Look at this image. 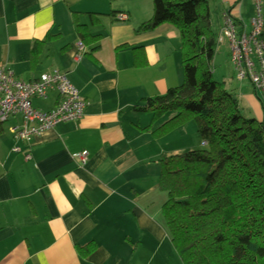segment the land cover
<instances>
[{"label": "crops", "instance_id": "crops-1", "mask_svg": "<svg viewBox=\"0 0 264 264\" xmlns=\"http://www.w3.org/2000/svg\"><path fill=\"white\" fill-rule=\"evenodd\" d=\"M219 1L221 14L232 8L248 28L243 0ZM152 12V0H0V64L24 80L57 69L85 102L79 119L33 138L29 159L26 143L9 129L19 119L0 126V264H162L175 253L178 258L162 216L167 196L158 185L160 159L199 143L190 121L159 138L151 130L161 118L142 129L151 124V114L140 108L145 99L183 80L179 30L167 22L138 29ZM82 24L100 35L83 50L77 46ZM49 34L31 65L34 41ZM224 40L213 57L225 43L230 58ZM232 71L238 84L230 90L264 121V106L251 101L250 92H258ZM222 78L225 86L229 76ZM34 98L41 105L36 108L50 109L57 93ZM14 145L21 151L14 153ZM81 150L88 152L83 164L73 155Z\"/></svg>", "mask_w": 264, "mask_h": 264}, {"label": "trees", "instance_id": "trees-1", "mask_svg": "<svg viewBox=\"0 0 264 264\" xmlns=\"http://www.w3.org/2000/svg\"><path fill=\"white\" fill-rule=\"evenodd\" d=\"M152 3V15L138 29L167 22L179 30L183 80L145 99L140 108L151 114V124L142 129L171 111L151 133L159 138L192 121L200 142L197 149L160 159L158 185L167 196L162 216L170 241L182 264H264V121L243 114L233 90L212 76L219 33L211 26L210 0ZM231 10L223 20L231 15L241 30L245 24ZM262 18L264 39V0ZM77 30L84 45L100 37L84 24ZM50 37L34 41L31 65Z\"/></svg>", "mask_w": 264, "mask_h": 264}, {"label": "built area", "instance_id": "built-area-1", "mask_svg": "<svg viewBox=\"0 0 264 264\" xmlns=\"http://www.w3.org/2000/svg\"><path fill=\"white\" fill-rule=\"evenodd\" d=\"M255 13L250 18V26L244 25L241 30L236 26L229 14H224L217 43L226 39L229 45L230 60L238 80L248 79L264 97V39L261 37L263 28L262 0H254ZM121 19L126 14L120 13ZM78 48L83 50L84 44L79 41ZM51 90L57 93V101L53 108L40 109L33 107L34 97L46 98ZM85 102L79 96L75 86L65 73L53 69L42 72L37 79L24 80L19 78L6 65L0 64V126L1 122L10 118H18L10 126L15 139L26 143L25 159L31 157L30 145L33 138L43 131L53 128L64 121L79 119L83 114ZM14 153L21 148L14 145ZM81 164L87 160V150L73 154Z\"/></svg>", "mask_w": 264, "mask_h": 264}, {"label": "rangeland", "instance_id": "rangeland-1", "mask_svg": "<svg viewBox=\"0 0 264 264\" xmlns=\"http://www.w3.org/2000/svg\"><path fill=\"white\" fill-rule=\"evenodd\" d=\"M243 2H245V3H243V5H245V6L247 5L244 11H246V16L248 17L246 19L247 25L250 26V18L255 13L254 0H243ZM222 9L223 8H222L221 2L219 0H214V1L210 0L211 26L215 30L218 29V27H220V25L222 23V19H223L222 14H221L222 13ZM218 47H220L219 52H218V54L215 57H213L212 62H211L212 76H213V78L215 80H218V81H223L222 80L223 79L222 78L223 75L229 76V78H227V80H226L227 84L225 85V87L230 89V87L232 85L235 86L238 83L235 82L234 76L232 78V75H233L232 74V72H233L232 71V66H231L230 58L227 55L228 47H227V45L225 43L220 44V46H218ZM178 58L180 60V55H178ZM180 63H181V61H180ZM181 67H182V70H183V66L182 65H181ZM251 89H252V87L249 84L247 91H251ZM250 96H252V100L251 101H256L257 103L260 101L259 93L256 94L254 91H251L250 92ZM238 99H239V106H240L241 112L243 114H245L246 116H254V112H252V110H251L252 107L250 106L249 100L242 99V98H238ZM32 102H33V107H40L41 106L39 103L36 102L35 98H33ZM261 111H262V109H261ZM170 115H172L171 111L165 113V115H163L161 117V121H164V120L168 119L170 117ZM12 120L13 119L10 118V119H8L6 121L1 122L2 127L3 128H7L12 123ZM188 126H190V127L192 126L191 127L192 130H193L192 134H194L193 141L195 143H199V146H200V142H199L198 136H197L196 132L194 131L195 130V124L192 121H190L188 123ZM163 245L164 246L165 245H169L168 241L167 240L164 241ZM173 254H174V252H173ZM175 256H176V253L174 254V256L172 255L171 260H169V261L166 260L162 264H182V261L179 258L178 254H177L178 258L176 257V259L174 260Z\"/></svg>", "mask_w": 264, "mask_h": 264}]
</instances>
